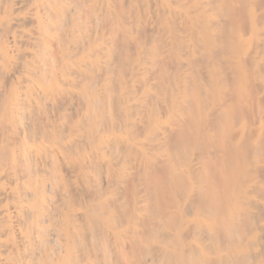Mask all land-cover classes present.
<instances>
[{
    "label": "bare ground",
    "instance_id": "1",
    "mask_svg": "<svg viewBox=\"0 0 264 264\" xmlns=\"http://www.w3.org/2000/svg\"><path fill=\"white\" fill-rule=\"evenodd\" d=\"M0 264H264V0H0Z\"/></svg>",
    "mask_w": 264,
    "mask_h": 264
}]
</instances>
